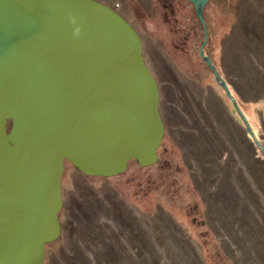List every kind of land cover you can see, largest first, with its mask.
Here are the masks:
<instances>
[{
    "label": "rangeland",
    "instance_id": "obj_1",
    "mask_svg": "<svg viewBox=\"0 0 264 264\" xmlns=\"http://www.w3.org/2000/svg\"><path fill=\"white\" fill-rule=\"evenodd\" d=\"M99 1L112 6L139 36L142 58L157 85L162 134L153 162L141 165L130 158L111 175H87L63 159L59 231L43 243L41 263L264 264V237L259 236L264 230V159L253 143L248 146L233 105L198 55L202 29L190 2ZM202 14L205 53L217 71L220 65L230 76L234 72L223 63L234 59L240 95L241 74H248L251 65L240 64L238 56L245 59L247 52L264 47V0H207ZM258 95L236 99L264 143V96ZM208 145L212 150H202ZM215 150L220 163L201 171L196 163L201 152L211 157ZM223 169L231 173L230 206L237 202L249 209L240 214L247 218L242 234L234 227L238 216L223 206L229 202L208 193ZM194 170L200 178L208 175L207 191L194 185ZM241 178L247 190L241 189ZM206 198L212 199L211 207ZM232 221L236 234L225 227Z\"/></svg>",
    "mask_w": 264,
    "mask_h": 264
},
{
    "label": "water",
    "instance_id": "obj_2",
    "mask_svg": "<svg viewBox=\"0 0 264 264\" xmlns=\"http://www.w3.org/2000/svg\"><path fill=\"white\" fill-rule=\"evenodd\" d=\"M198 55L264 159L226 82ZM155 79L134 28L99 0H0V264H42L59 231L66 159L87 175H111L156 158L162 134ZM9 122L8 128L6 123Z\"/></svg>",
    "mask_w": 264,
    "mask_h": 264
},
{
    "label": "trees",
    "instance_id": "obj_3",
    "mask_svg": "<svg viewBox=\"0 0 264 264\" xmlns=\"http://www.w3.org/2000/svg\"><path fill=\"white\" fill-rule=\"evenodd\" d=\"M253 24V23H252ZM256 26L255 25H252L250 28L251 29H254ZM258 28V27H257ZM248 54H247V56H246V58L245 59H241L239 56H238V58H239V60H240V64H241V62L244 60H246V61H248V62H250V65H251V71L247 74L246 72L245 73H243V74H241V79H243L244 78V80H242V81H244L245 83H243L245 86H243L241 89H242V91H241V93H240V95L238 94V91L239 90H237V83L238 82H236V81H234V80H236V73H237V70H235V62H234V59L232 58V60L230 61V62H224L223 64L224 65H227V68L230 70V74H232V71L234 72V75H229V74H227V73H225L224 72V70L220 67V65H218V72H219V74L222 76V78L224 79V81L226 82V85H227V87H228V89H229V91H230V93L234 96V98H235V100H236V103L238 104V102H237V99H236V95H237V97L238 98H246V99H248V97L249 96H251L252 97V99H255V98H258L259 97V93H261L262 94V96H264V47L263 48H261L259 51H258V53H252V54H250L249 52H247ZM256 54H258V56L256 55ZM236 57H237V55H236ZM235 58V57H234ZM236 60V59H235ZM234 62V63H233ZM213 63V62H212ZM236 64H237V67L239 66L238 65V63L236 62ZM215 65V64H214ZM216 67V69H217V66H215ZM232 69H231V68ZM238 69V68H237ZM236 71V72H235ZM237 75H239V74H237ZM243 75V76H242ZM231 78L230 80L231 81H229V79L228 78ZM240 79V75L238 76V80ZM242 93H244V96L245 97H243V95H242ZM236 94V95H235ZM231 103V102H230ZM238 106H239V104H238ZM233 107V106H232ZM240 108V107H239ZM233 110L235 111V109L233 108ZM235 113H236V111H235ZM237 114V113H236ZM261 121H260V126H261ZM8 125H9V122L7 121V123H6V128H8ZM251 127V126H250ZM251 129H252V131H253V128L251 127ZM244 132H245V134H246V136L249 138V136L247 135V133H246V131H245V129H244ZM254 132V131H253ZM254 134H255V132H254ZM256 135V134H255ZM250 139V138H249ZM250 141V143L248 144V146L249 147H251L252 146V141H251V139L249 140ZM262 143V145L264 146V143L263 142H261ZM251 144V145H250ZM202 150H205V151H207L208 150V152H209V150H212V145H208V146H204L203 148H202ZM204 152V151H203ZM203 152H201V155H200V157H198V159H197V161H196V163L198 162V163H200V166H201V171L203 170V168H207V169H212L213 167H212V165L211 164H214V165H217V164H219L220 163V160H218L217 161V152H216V150L214 151V153L213 154H211V157H208V156H204V155H206V154H204ZM215 152H216V154H215ZM208 157V158H207ZM205 159V160H204ZM204 163H206V165H203ZM264 163V162H263ZM262 165H264V164H262ZM204 166H206V167H204ZM221 166V165H220ZM222 167V166H221ZM226 168V167H225ZM213 170V169H212ZM194 173H196V171L194 170L193 171V173H192V178L195 180V182H194V185L197 187V188H199L200 190H202L203 192L204 191H207V188L206 189H204V185L205 186H207V184H208V175L207 174H205V175H203L204 176V178L202 177V178H200L199 176L200 175H197V174H194ZM221 174H222V176H220V175H217L216 176V179H215V181H214V185H213V188H214V190H212V191H208V193L209 194H214L215 196H217V198H219V199H223V198H225L226 200H227V202H229V200L231 199L230 198V195H229V188H231L230 189V192H231V195L233 194V187L232 186H229V183H231L230 182V175H231V173L229 172H226L224 169L222 170V172H221ZM202 175V174H201ZM243 181H240V187H241V189H243V190H247L249 187H247V185H245L246 184V182H245V180L243 179V178H241ZM208 181V182H207ZM244 184H243V183ZM245 185V186H244ZM242 187H245V188H242ZM245 193H246V195H248L249 194V192H246L245 191ZM207 198H209V197H207ZM206 198V201H205V203L206 204H209V206L208 207H211L213 204H212V199H207ZM211 200V201H210ZM223 201V200H222ZM214 202V201H213ZM224 203H225V205H223V206H225V207H228L229 209H231L230 210V212H231V216L233 217V213H234V215L236 214L238 217H236L234 220H235V226L234 227H236V228H238V230H239V233L240 234H242L241 233V231H240V229L244 232V228H246V223H247V218H245L246 217V215H240L242 212H243V214H246L247 213V211L249 210V209H247V207H244L243 205H241L242 203H238V205L240 206H238V205H235V204H237V202H234L235 204H234V206H230V203H232V201H230L228 204L225 202V201H223ZM244 210H246L245 211V213H244ZM233 212V213H232ZM229 219H231V217L229 218ZM232 223H233V221L232 222H230V225H228V224H226V228L227 227H229L228 229L229 230H232V231H230L231 233H234V234H236V230H234L233 228H232ZM256 234V233H255ZM260 238L261 237H264V230H261L260 231ZM255 240H258L257 238H254ZM248 240H250V238L248 237ZM257 256V255H256Z\"/></svg>",
    "mask_w": 264,
    "mask_h": 264
},
{
    "label": "bare ground",
    "instance_id": "obj_4",
    "mask_svg": "<svg viewBox=\"0 0 264 264\" xmlns=\"http://www.w3.org/2000/svg\"><path fill=\"white\" fill-rule=\"evenodd\" d=\"M58 217V216H57Z\"/></svg>",
    "mask_w": 264,
    "mask_h": 264
}]
</instances>
